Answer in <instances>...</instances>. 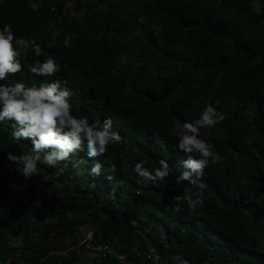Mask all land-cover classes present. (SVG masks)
Instances as JSON below:
<instances>
[{"label": "trees", "instance_id": "16d2710c", "mask_svg": "<svg viewBox=\"0 0 264 264\" xmlns=\"http://www.w3.org/2000/svg\"><path fill=\"white\" fill-rule=\"evenodd\" d=\"M67 1L0 0V28L11 24L17 37L35 36L44 49L40 57L29 51L23 72L2 83L38 86L45 78L31 75L28 65L52 56L61 66L54 79L67 80L74 92L73 112L90 122L111 117L123 143L96 158L104 165L98 177L83 151L64 162L60 177L38 165L43 180L35 185L6 158L28 153L30 142H14L10 122L0 124V264L7 256V264H79L86 252L95 254L92 264H179L178 256L188 264H264V4L77 0V19L64 13ZM68 33L76 39L65 48ZM52 39L57 46L48 49ZM151 61L159 70L150 81ZM217 99L226 118L201 135L224 160L205 170L203 207L176 213L173 197L197 191L176 183L187 158L176 147L177 127L183 132L185 121ZM80 159L87 165L75 166ZM141 160L150 169L167 161L173 175L166 187L133 171ZM112 165L123 182L114 197L105 179ZM82 225L91 231L89 249L62 253Z\"/></svg>", "mask_w": 264, "mask_h": 264}, {"label": "clouds", "instance_id": "9594fccd", "mask_svg": "<svg viewBox=\"0 0 264 264\" xmlns=\"http://www.w3.org/2000/svg\"><path fill=\"white\" fill-rule=\"evenodd\" d=\"M76 39L74 33L65 35L62 46L70 48ZM57 46L55 39L46 42L45 47L53 49ZM29 51L35 57L44 55V49L33 37H17L11 24L0 28V124L10 122L11 139L14 142L29 141L31 149L28 153L19 155L8 153L9 165H17L18 171L25 180H29L40 173L38 165L56 169V177L63 176L71 157L86 151L88 160L93 164L90 174L93 177L102 175L104 165L97 157L104 156L110 147L123 143L119 132L113 130L111 117L103 121H91L87 116L73 112L71 98L74 92L67 87V80L54 79L61 71L58 61L52 56L44 60L34 59L28 65V71L35 77L45 78L38 86H27L23 80H16L11 84L2 83L22 73L24 66L21 58H27ZM220 100L215 104H207L195 119L182 124L183 133L179 136L176 147L186 154L180 164L181 171L176 176V183L187 181L197 189L191 194L173 197V211L180 213L187 206L188 211L195 212L203 207L205 191L208 184L205 182V170L210 165L222 163L224 157L215 149V145L201 138L202 129H212L222 124L226 114L217 110ZM146 162H137L133 171L144 181L151 182L153 187H166L173 170L165 160L158 162L159 166L149 168ZM63 165V166H61ZM87 165V160L80 159L77 165ZM105 179L113 184L111 197L115 196L116 188L123 182L115 178V166L108 168ZM62 189L64 184L54 185ZM95 187V184L91 185ZM179 264H188L186 260L176 257Z\"/></svg>", "mask_w": 264, "mask_h": 264}, {"label": "rangeland", "instance_id": "374dc122", "mask_svg": "<svg viewBox=\"0 0 264 264\" xmlns=\"http://www.w3.org/2000/svg\"><path fill=\"white\" fill-rule=\"evenodd\" d=\"M258 0H256L257 2ZM77 0H68L64 6V13H68L69 15H71L74 18H80L81 17V13L80 12H76L74 10V6L76 4ZM252 3L250 4L251 8L253 10L257 9V3ZM262 2V0H261ZM263 4V3H262ZM180 56V54H174V57H178ZM124 62L128 63L130 62V56H125L123 58ZM164 64L166 65L167 69L171 72H175L174 70L177 69L176 66L172 63V60H170V58H165L163 60ZM159 70L158 65L156 64V62H149V66H148V75H149V79L150 81L152 80L153 76L155 75V73ZM179 130V136L183 133L180 129ZM205 137V134L201 135V138ZM77 174H81L82 173V169L78 168L77 170ZM7 173L10 175V171H7ZM44 178H46V175H44ZM43 178L41 180H39L36 176L30 179V182L34 183L36 185V183H39L40 181H42ZM10 181H13L12 177L10 178ZM51 201L48 200L47 205L50 206ZM90 237H91V231L89 229V227L87 225H82L79 228V236L76 239H71L68 240L66 239V241H64V247L65 250L62 253L68 254L70 252H72L74 249H76L77 251L79 250V247L81 246H85V248L89 249L88 243L90 241ZM79 255L81 256V263L79 264H92V259L93 257H95L94 253H82ZM4 257L3 263L2 264H7L8 263V258Z\"/></svg>", "mask_w": 264, "mask_h": 264}, {"label": "built area", "instance_id": "2783aa9c", "mask_svg": "<svg viewBox=\"0 0 264 264\" xmlns=\"http://www.w3.org/2000/svg\"><path fill=\"white\" fill-rule=\"evenodd\" d=\"M262 3L264 4V0H262ZM148 252L150 253L151 252V249H148Z\"/></svg>", "mask_w": 264, "mask_h": 264}]
</instances>
